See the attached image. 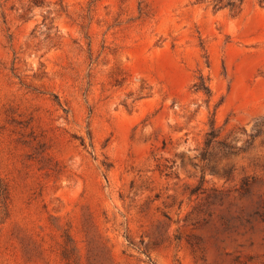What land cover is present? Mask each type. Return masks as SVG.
I'll list each match as a JSON object with an SVG mask.
<instances>
[{"label": "rangeland", "instance_id": "obj_1", "mask_svg": "<svg viewBox=\"0 0 264 264\" xmlns=\"http://www.w3.org/2000/svg\"><path fill=\"white\" fill-rule=\"evenodd\" d=\"M0 264H264V0H0Z\"/></svg>", "mask_w": 264, "mask_h": 264}]
</instances>
